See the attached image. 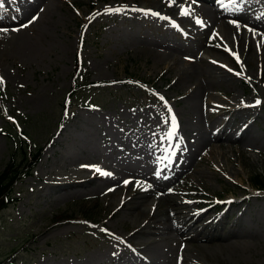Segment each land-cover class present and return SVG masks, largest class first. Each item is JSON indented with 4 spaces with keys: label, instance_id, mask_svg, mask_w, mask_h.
Masks as SVG:
<instances>
[{
    "label": "rangeland",
    "instance_id": "374dc122",
    "mask_svg": "<svg viewBox=\"0 0 264 264\" xmlns=\"http://www.w3.org/2000/svg\"><path fill=\"white\" fill-rule=\"evenodd\" d=\"M191 1L0 0L6 31L24 23L5 34L23 52L0 50V175L12 159L28 171L18 131L47 149L0 211V264H264V37L215 23L214 0ZM240 7L264 18V0ZM147 194L141 226L153 227L134 235L116 219ZM182 216L198 232L219 218L244 245L231 256L183 241Z\"/></svg>",
    "mask_w": 264,
    "mask_h": 264
},
{
    "label": "bare ground",
    "instance_id": "6f19581e",
    "mask_svg": "<svg viewBox=\"0 0 264 264\" xmlns=\"http://www.w3.org/2000/svg\"><path fill=\"white\" fill-rule=\"evenodd\" d=\"M186 1H191V0H186ZM198 1L206 2V3L210 2V0H198ZM211 4L215 8H209V11L211 12V17H213L215 19V23H219L225 27L230 28L227 17L230 18V21H235L237 23L239 21H244L243 23H246V25H245L246 31L253 33L252 31L248 30L249 28H251L254 30V32L260 31L264 37V18H263V16L260 17L256 13H250L248 15H245L242 12L241 13H235V12L221 10L219 8V5L216 3V0L212 1ZM49 22L50 21L48 19L45 20L44 21V27L43 26L40 27V28H43V29H41L42 34H44V32H47ZM6 27L7 26L3 27L2 29L0 28V50L1 49H3V50L4 49H6V50L10 49L12 51L19 50V52H23V49L18 48L23 43V42H21L22 37H14L11 39L5 38L7 36L5 34H7V32L10 33L11 31H15L16 27H9L10 31H6L8 29V27L7 28ZM52 28H54V27L52 26ZM19 29H21V28H19ZM1 43L6 44L7 46L4 44H1ZM23 46H22V48H23ZM189 74H190V76H192V71L189 72ZM192 77H194V76H192ZM200 88H201V86L198 84L195 91H198ZM196 107H197L196 102H193V110L192 111H196L195 110ZM75 182H80V181L75 180L73 183L70 182V184H76ZM92 182L93 181H91V179H87L85 181V183L79 184L77 186H79V187L86 186V185L91 184ZM87 183H89V184H87ZM119 191H121V190H119ZM150 196L151 195L147 194V195H143L140 197H135L133 199L131 198L127 202V205L124 209V212L120 213L121 219L120 220L116 219L117 222H119L121 225L124 224V222L126 220L127 221L132 220V222H134L135 226L139 227V228H137L134 235H136L138 233L144 234L145 230L150 231V228L153 227V226H151V224L153 222H149V224L147 223L145 226H141L142 221H143V220H141V218H144V216L147 215L148 210H149V207L147 205L149 203L148 200H149ZM163 197L165 198L166 195H163ZM121 200H122V198L120 199V201ZM231 203L232 202H228V204H231ZM237 203H238V201H237ZM205 219L207 220L206 224L203 225L202 227H200V228H202V231L198 232L197 229L195 228V224L191 225L192 218L188 217V216H182L181 217L182 230H181V232L177 231L178 236L179 237L182 236L183 241H188V240H197V241L202 240V241H204L205 240L206 243H213L214 241H216L217 242L216 244H218V245H216L215 248L219 247V250L226 247V248H228V253H229L230 249L238 248L237 251L239 252V247L241 245H244V242L241 240V237L235 235V233L233 235L231 234L235 231L228 229L227 231L220 233V231L218 230L217 224H216L218 222L217 218H215V217L213 218L211 216H208ZM215 224H216V226H215ZM200 235H203L204 238L199 239ZM153 238H155V236L152 233L151 242H155L156 238L155 239H153ZM159 240H165V237L160 238ZM168 240L171 241L172 239L168 236ZM156 241H157V239H156ZM199 250L201 252H203V250L201 248H199ZM223 253H224V251H223ZM230 255L233 256L231 252H230ZM234 256L237 257L238 255L234 254ZM205 258H207V257H205Z\"/></svg>",
    "mask_w": 264,
    "mask_h": 264
},
{
    "label": "trees",
    "instance_id": "16d2710c",
    "mask_svg": "<svg viewBox=\"0 0 264 264\" xmlns=\"http://www.w3.org/2000/svg\"><path fill=\"white\" fill-rule=\"evenodd\" d=\"M28 157L27 154H24V158ZM33 159V163L35 162ZM33 163H29V167L33 166ZM15 168L14 160L8 165L6 170L0 175V210L7 207L8 203L12 201V191H13V184L22 176L19 171H13ZM24 175V174H23ZM259 187H264V183L257 181L255 183Z\"/></svg>",
    "mask_w": 264,
    "mask_h": 264
},
{
    "label": "snow or ice",
    "instance_id": "6c2138e0",
    "mask_svg": "<svg viewBox=\"0 0 264 264\" xmlns=\"http://www.w3.org/2000/svg\"><path fill=\"white\" fill-rule=\"evenodd\" d=\"M218 2L220 3V4H224V0H218ZM229 2L231 3V4H233V5H236L237 6V11H242L243 9H242V7H240V5H241V0H229ZM171 3H175V0H171ZM171 3H170V6H171ZM0 7H2V5H0ZM190 13H189V11L187 10V9H185L183 6H181V15H189ZM152 15H159L158 13H152ZM197 23L198 24H203V22L202 21H197ZM229 23H232V24H234V26L235 27H237V28H239L240 27V25H239V23H237V22H235V21H229ZM249 31H252V32H254V30L253 29H251V28H249L248 29ZM237 59H238V57H237ZM3 83V79L2 78H0V84H2ZM257 103H259V102H257ZM169 111H171V109H169ZM171 122H172V132H170L169 133V136H173V135H175V131H176V127H177V124H176V118H175V116L173 115L172 117H171ZM84 167H87V166H84ZM96 171L97 172H100V169H96ZM103 175H108V176H110L111 175V173H107V172H105V173H102ZM125 183L127 184L128 183V181H125Z\"/></svg>",
    "mask_w": 264,
    "mask_h": 264
}]
</instances>
